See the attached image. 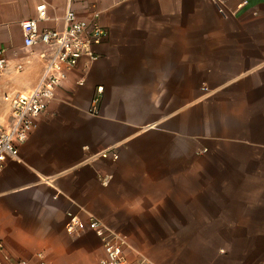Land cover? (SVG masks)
Masks as SVG:
<instances>
[{"label":"crops","instance_id":"1","mask_svg":"<svg viewBox=\"0 0 264 264\" xmlns=\"http://www.w3.org/2000/svg\"><path fill=\"white\" fill-rule=\"evenodd\" d=\"M39 1L0 0L11 60L0 127L11 121L6 94L31 90L43 70L38 55L16 70L21 21ZM47 1L42 25L62 26L67 0ZM76 7L100 11L108 34L0 171V261L99 264L95 215L127 237L128 264H264V0Z\"/></svg>","mask_w":264,"mask_h":264},{"label":"built area","instance_id":"2","mask_svg":"<svg viewBox=\"0 0 264 264\" xmlns=\"http://www.w3.org/2000/svg\"><path fill=\"white\" fill-rule=\"evenodd\" d=\"M89 3L92 0H67L65 13L60 27L43 26L42 22L51 19L49 3L40 0L37 14L21 21L24 36L25 56L16 64L21 71L33 55L43 61V70L37 84L27 91L6 94L5 98L11 105V121L7 126L0 127V171L9 158H17L21 145L28 140L37 126V118L47 109L49 102L55 97L57 88L68 79L85 57L94 60L98 57L96 47L107 37V28L100 21V11L92 10L90 16H82L76 7L77 3ZM223 11V9H222ZM11 60L7 47H0V76L10 69ZM100 98L93 101L92 111L100 112ZM105 158L117 159L116 150L104 149L99 153ZM74 221L78 220L72 215ZM89 226L95 231L104 247V255L99 264H128L127 249L130 246L127 237L110 227L102 219L91 215ZM2 245V244H1ZM38 257L44 263V253ZM0 264H5L0 261ZM15 264H28L21 260ZM137 264H153L147 257L141 256Z\"/></svg>","mask_w":264,"mask_h":264}]
</instances>
